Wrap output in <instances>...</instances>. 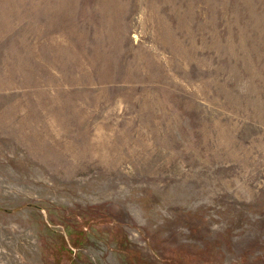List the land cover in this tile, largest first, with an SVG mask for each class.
Returning <instances> with one entry per match:
<instances>
[{
	"label": "rangeland",
	"instance_id": "rangeland-1",
	"mask_svg": "<svg viewBox=\"0 0 264 264\" xmlns=\"http://www.w3.org/2000/svg\"><path fill=\"white\" fill-rule=\"evenodd\" d=\"M0 264H264V0H0Z\"/></svg>",
	"mask_w": 264,
	"mask_h": 264
},
{
	"label": "bare ground",
	"instance_id": "bare-ground-1",
	"mask_svg": "<svg viewBox=\"0 0 264 264\" xmlns=\"http://www.w3.org/2000/svg\"><path fill=\"white\" fill-rule=\"evenodd\" d=\"M105 159V158H104Z\"/></svg>",
	"mask_w": 264,
	"mask_h": 264
}]
</instances>
